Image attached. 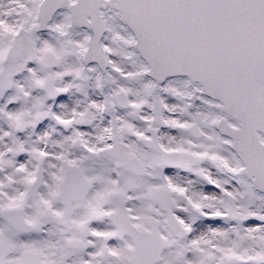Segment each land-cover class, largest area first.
<instances>
[{"label":"snow or ice","instance_id":"6c2138e0","mask_svg":"<svg viewBox=\"0 0 264 264\" xmlns=\"http://www.w3.org/2000/svg\"><path fill=\"white\" fill-rule=\"evenodd\" d=\"M0 264H264V0H0Z\"/></svg>","mask_w":264,"mask_h":264}]
</instances>
